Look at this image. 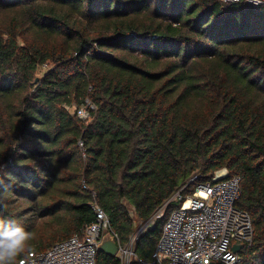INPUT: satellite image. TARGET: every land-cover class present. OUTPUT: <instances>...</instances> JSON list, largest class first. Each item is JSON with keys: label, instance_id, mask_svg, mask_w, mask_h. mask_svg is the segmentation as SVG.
<instances>
[{"label": "trees", "instance_id": "trees-1", "mask_svg": "<svg viewBox=\"0 0 264 264\" xmlns=\"http://www.w3.org/2000/svg\"><path fill=\"white\" fill-rule=\"evenodd\" d=\"M222 169L254 228L237 264H264V4L0 0V220L32 233L11 264L83 236L95 204L122 245L166 207L150 260L173 197Z\"/></svg>", "mask_w": 264, "mask_h": 264}, {"label": "built area", "instance_id": "built-area-1", "mask_svg": "<svg viewBox=\"0 0 264 264\" xmlns=\"http://www.w3.org/2000/svg\"><path fill=\"white\" fill-rule=\"evenodd\" d=\"M222 3L246 2L263 5L264 0H218ZM95 106L87 102L77 110L87 120ZM241 177H230L226 169L215 173L211 181L198 185L186 196L179 191L172 200L180 207L173 210L164 223L162 234L150 260L140 258L135 245L152 221L144 222L142 231L135 232L126 245L111 231L105 211L93 205L95 221L87 226L83 236L74 235L43 252H31L18 264H98L99 244L111 233L118 243L121 264H237L239 252L254 239L251 216L237 207L241 198ZM242 248V249H243Z\"/></svg>", "mask_w": 264, "mask_h": 264}, {"label": "clouds", "instance_id": "clouds-1", "mask_svg": "<svg viewBox=\"0 0 264 264\" xmlns=\"http://www.w3.org/2000/svg\"><path fill=\"white\" fill-rule=\"evenodd\" d=\"M31 237L32 233L14 222L0 220V264H11Z\"/></svg>", "mask_w": 264, "mask_h": 264}, {"label": "water", "instance_id": "water-1", "mask_svg": "<svg viewBox=\"0 0 264 264\" xmlns=\"http://www.w3.org/2000/svg\"><path fill=\"white\" fill-rule=\"evenodd\" d=\"M242 248L243 246L236 245L234 246L233 249L235 252H240ZM118 250H119L118 243L115 237L111 233L106 234L102 239L101 243L99 244V252L104 253L111 257H116L118 255ZM211 264H216V263H211Z\"/></svg>", "mask_w": 264, "mask_h": 264}, {"label": "rangeland", "instance_id": "rangeland-1", "mask_svg": "<svg viewBox=\"0 0 264 264\" xmlns=\"http://www.w3.org/2000/svg\"><path fill=\"white\" fill-rule=\"evenodd\" d=\"M78 110V109H77ZM166 208V207H165ZM165 208L164 209H162V210H160L158 213H157V216H156V218L155 219H152L151 221V223L153 224L154 223V221L157 219V218H161L162 216H163V214H164V211H165ZM144 224L145 223H142V222H137V223H135V232H138V231H141L142 230V226H144ZM151 224V225H152ZM145 228H146V226H145ZM144 228V229H145ZM143 229V230H144ZM147 229V228H146ZM142 230V231H143ZM118 256V255H117Z\"/></svg>", "mask_w": 264, "mask_h": 264}]
</instances>
